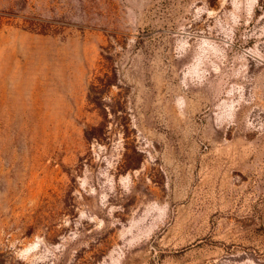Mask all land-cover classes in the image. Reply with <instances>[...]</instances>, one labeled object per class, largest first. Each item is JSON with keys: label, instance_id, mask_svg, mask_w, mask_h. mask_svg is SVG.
Segmentation results:
<instances>
[{"label": "rangeland", "instance_id": "1", "mask_svg": "<svg viewBox=\"0 0 264 264\" xmlns=\"http://www.w3.org/2000/svg\"><path fill=\"white\" fill-rule=\"evenodd\" d=\"M0 264H264V0H0Z\"/></svg>", "mask_w": 264, "mask_h": 264}]
</instances>
